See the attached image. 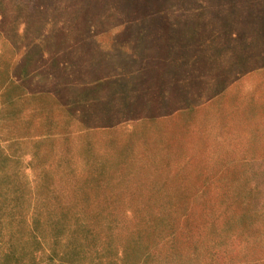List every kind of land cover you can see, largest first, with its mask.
<instances>
[{"label":"rangeland","instance_id":"obj_1","mask_svg":"<svg viewBox=\"0 0 264 264\" xmlns=\"http://www.w3.org/2000/svg\"><path fill=\"white\" fill-rule=\"evenodd\" d=\"M0 264H264V0H0Z\"/></svg>","mask_w":264,"mask_h":264}]
</instances>
